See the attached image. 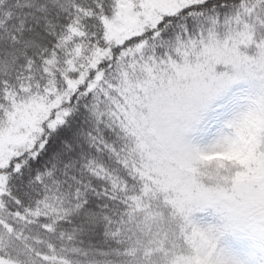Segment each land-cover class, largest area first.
I'll return each instance as SVG.
<instances>
[{
    "label": "snow or ice",
    "instance_id": "obj_1",
    "mask_svg": "<svg viewBox=\"0 0 264 264\" xmlns=\"http://www.w3.org/2000/svg\"><path fill=\"white\" fill-rule=\"evenodd\" d=\"M0 264H264V0H0Z\"/></svg>",
    "mask_w": 264,
    "mask_h": 264
}]
</instances>
